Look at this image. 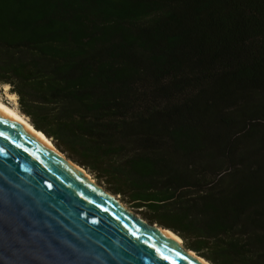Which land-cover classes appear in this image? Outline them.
<instances>
[{"label":"trees","instance_id":"16d2710c","mask_svg":"<svg viewBox=\"0 0 264 264\" xmlns=\"http://www.w3.org/2000/svg\"><path fill=\"white\" fill-rule=\"evenodd\" d=\"M0 84L187 248L264 264V0H0Z\"/></svg>","mask_w":264,"mask_h":264},{"label":"water","instance_id":"95a60500","mask_svg":"<svg viewBox=\"0 0 264 264\" xmlns=\"http://www.w3.org/2000/svg\"><path fill=\"white\" fill-rule=\"evenodd\" d=\"M162 227L0 111V264H204Z\"/></svg>","mask_w":264,"mask_h":264},{"label":"bare ground","instance_id":"6f19581e","mask_svg":"<svg viewBox=\"0 0 264 264\" xmlns=\"http://www.w3.org/2000/svg\"><path fill=\"white\" fill-rule=\"evenodd\" d=\"M5 88L8 89L9 85L5 84ZM9 98L11 99H16L17 96L15 93H9L8 94ZM0 111L5 114L6 116H8L9 118L13 119L14 121H16L17 123H19L20 125H22L23 127H25L28 131H30L31 133H33L34 135H36L38 138L42 139L43 141H45L48 145H50L51 147L56 148L55 144L52 142L51 138H49L44 132H42L41 130H37L29 121L28 119L22 114L20 113L18 110H16L15 108H12L11 106H9L8 104L4 103L3 101L0 100ZM76 166L82 170V172L88 176L91 180H93L90 175L87 173V171L80 166L79 164L76 163ZM95 181V180H93ZM117 198V197H116ZM163 230L164 233H166L167 235L171 236L172 238L177 239L180 243L183 244V240L182 238L177 235L176 233H174L173 231H171L168 228H161ZM193 252V251H192ZM194 255H197L195 252H193ZM199 256V255H198ZM199 259L204 263V264H211L208 260H206L204 257L199 256Z\"/></svg>","mask_w":264,"mask_h":264},{"label":"rangeland","instance_id":"374dc122","mask_svg":"<svg viewBox=\"0 0 264 264\" xmlns=\"http://www.w3.org/2000/svg\"><path fill=\"white\" fill-rule=\"evenodd\" d=\"M10 93V86L8 89L5 88V84H0V100L3 101L4 103L8 104L9 106H11L12 108H15L16 110H18L19 112H21L19 110L18 107V101L17 98L16 99H11L9 98L8 94ZM12 93V92H11ZM17 96V95H16ZM50 138V137H49ZM52 140V138H51ZM52 142L55 144V142L52 140ZM56 145V144H55ZM57 147V146H56ZM58 148V147H57ZM61 150V149H59ZM62 151V150H61ZM67 157L68 154L64 151H62ZM85 169V168H84ZM87 171V173L90 175V177L95 180L99 185H101L105 190H107L108 192H110L112 195H114L115 197H117L119 200H121L133 213H135L136 215L148 220L149 222L150 219L147 217L145 210L146 208H139L137 206L136 203L131 202L130 200H128L127 198L123 197L120 194H115L113 193L111 190H109V187L106 185V183L104 181L99 180L91 171H89L88 169H85ZM153 223V222H152ZM183 245L186 249H189L186 247L184 241H183ZM196 253V252H195ZM212 264V263H211Z\"/></svg>","mask_w":264,"mask_h":264}]
</instances>
